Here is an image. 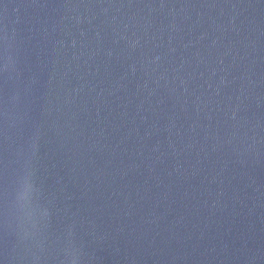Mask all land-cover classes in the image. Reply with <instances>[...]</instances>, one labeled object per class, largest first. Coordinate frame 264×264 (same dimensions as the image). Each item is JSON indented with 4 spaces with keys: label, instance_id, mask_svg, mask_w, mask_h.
Listing matches in <instances>:
<instances>
[{
    "label": "water",
    "instance_id": "1",
    "mask_svg": "<svg viewBox=\"0 0 264 264\" xmlns=\"http://www.w3.org/2000/svg\"><path fill=\"white\" fill-rule=\"evenodd\" d=\"M0 264H264V0H0Z\"/></svg>",
    "mask_w": 264,
    "mask_h": 264
}]
</instances>
